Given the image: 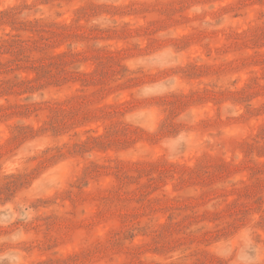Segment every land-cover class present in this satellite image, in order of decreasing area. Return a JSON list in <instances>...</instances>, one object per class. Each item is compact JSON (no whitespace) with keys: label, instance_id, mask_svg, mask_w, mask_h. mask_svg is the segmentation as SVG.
Wrapping results in <instances>:
<instances>
[{"label":"rangeland","instance_id":"374dc122","mask_svg":"<svg viewBox=\"0 0 264 264\" xmlns=\"http://www.w3.org/2000/svg\"><path fill=\"white\" fill-rule=\"evenodd\" d=\"M0 264H264V0H0Z\"/></svg>","mask_w":264,"mask_h":264}]
</instances>
